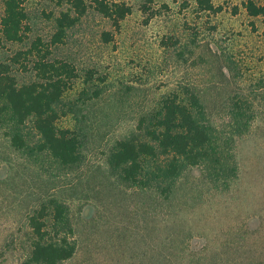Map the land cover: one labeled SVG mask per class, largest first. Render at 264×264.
<instances>
[{"label": "rangeland", "instance_id": "obj_1", "mask_svg": "<svg viewBox=\"0 0 264 264\" xmlns=\"http://www.w3.org/2000/svg\"><path fill=\"white\" fill-rule=\"evenodd\" d=\"M113 1L132 7L119 31L90 9L66 42L53 48L56 58L78 71L56 110L58 127L80 139L79 162L64 167L40 151L42 138L30 122L22 127L27 146L17 150L12 125L0 117V264H22L30 257L29 218L43 206L50 235L70 232L77 244L64 264H125V250H152L168 234L180 240L171 250L195 252L248 250L263 241L264 15L251 17L248 0H212L217 13L197 11V0ZM254 1L264 6V0ZM24 2L29 39L0 44V59L8 63L37 37L49 42L55 18L68 9L57 0ZM105 32L112 41H105ZM12 68L20 85L35 80L33 72ZM185 86L205 95L217 120L234 97L251 107L254 119L249 133L228 149L239 168L229 189L212 185L202 169H187L175 183L169 217L149 193L125 186L111 155L120 139L152 142L146 132L161 99ZM166 161H146L145 170L160 175ZM56 202L66 209L60 225L53 220ZM147 224L150 229L143 231Z\"/></svg>", "mask_w": 264, "mask_h": 264}, {"label": "trees", "instance_id": "obj_2", "mask_svg": "<svg viewBox=\"0 0 264 264\" xmlns=\"http://www.w3.org/2000/svg\"><path fill=\"white\" fill-rule=\"evenodd\" d=\"M87 1L57 0L58 5L67 4L68 9L55 18L51 40L45 42L37 37L25 49L15 52L10 63L0 59V100L4 103L0 117L2 124L9 122L12 125L11 145L17 150L27 146L22 127L30 122L42 138L39 150L48 151L64 167L79 162L80 139L70 129L58 127L60 116L56 105L72 89L78 79V71L73 63L56 58L53 48L66 42L68 32L90 9L108 18L117 31L132 13V7L125 2L91 0L89 4ZM24 3V0L4 1L0 44L3 41L28 42L30 28L26 23ZM244 5L251 17L264 15V6L254 0H248ZM197 9L201 13L220 11L212 0H197ZM104 36L107 42L113 40L109 32ZM14 65L25 72H33L35 80L20 85L13 75ZM230 102L223 117L217 120L205 95L196 86H185L163 97L160 113L146 132L152 142L128 139L116 142L111 160L120 169L125 186L149 193V199L169 217L175 183L187 169H202L212 185L222 183L228 190L230 182L239 177L236 154L228 149L235 147L236 138L249 133L254 119L252 109L245 101L234 97ZM160 157L167 158L165 168L160 169L161 174L146 172L144 162H153ZM54 208L53 220L60 225L65 221L66 209L57 202ZM48 218L46 206L29 218L34 234L32 253L22 264H64L75 256L77 244L70 232L65 236L52 237L48 231ZM149 229L148 224L143 226V231ZM139 239L143 240L142 234ZM178 241L177 237L168 234L158 239L152 250H125V264H264V238L260 245L257 241L248 250L201 252L171 250Z\"/></svg>", "mask_w": 264, "mask_h": 264}]
</instances>
